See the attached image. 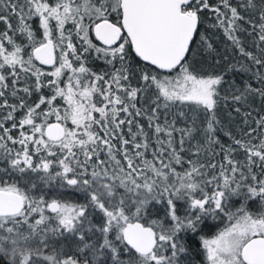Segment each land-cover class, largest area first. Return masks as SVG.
<instances>
[{"label":"snow or ice","instance_id":"snow-or-ice-1","mask_svg":"<svg viewBox=\"0 0 264 264\" xmlns=\"http://www.w3.org/2000/svg\"><path fill=\"white\" fill-rule=\"evenodd\" d=\"M0 264H264V0H0Z\"/></svg>","mask_w":264,"mask_h":264},{"label":"trees","instance_id":"trees-1","mask_svg":"<svg viewBox=\"0 0 264 264\" xmlns=\"http://www.w3.org/2000/svg\"><path fill=\"white\" fill-rule=\"evenodd\" d=\"M213 42H214V44H215V46H216V48H217V51L220 52L221 55H224V54H225V48H226V42H225V40H224V38H223L222 33L217 32V33H216V37L214 38V41H213ZM227 54H228L229 56L234 55V53H232L231 49H228ZM198 59H199V57H198ZM211 63H213V61H212L211 59L206 60V61H205V66L207 67V66L210 65ZM144 123L146 124V121H145ZM223 219H224V222L226 221L227 224H228V220H227V218H223ZM214 222H215V221H210L211 224H214ZM227 224H226V225H227ZM215 225H216V222H215ZM226 225H224L222 228H224ZM219 229H221V228H220V227H218V228L214 227L210 232L207 233V237L213 235V234H214L216 231H218Z\"/></svg>","mask_w":264,"mask_h":264},{"label":"rangeland","instance_id":"rangeland-1","mask_svg":"<svg viewBox=\"0 0 264 264\" xmlns=\"http://www.w3.org/2000/svg\"><path fill=\"white\" fill-rule=\"evenodd\" d=\"M215 222H216V228L220 227L221 229H223L222 227L227 224L226 221L224 222V219H219V218L216 219ZM215 222H214V225H215ZM221 229H219V230H221ZM218 231H216V232H218ZM216 232L207 238L211 239L216 234Z\"/></svg>","mask_w":264,"mask_h":264}]
</instances>
